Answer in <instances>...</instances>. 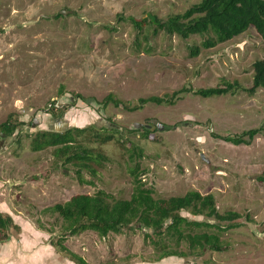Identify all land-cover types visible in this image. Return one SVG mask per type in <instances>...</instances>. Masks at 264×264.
<instances>
[{"label":"rangeland","instance_id":"374dc122","mask_svg":"<svg viewBox=\"0 0 264 264\" xmlns=\"http://www.w3.org/2000/svg\"><path fill=\"white\" fill-rule=\"evenodd\" d=\"M198 1L0 0V124H17L12 135H0V211L22 228L11 237L58 252L61 240L89 264H264V88L248 91L264 39L250 27L192 55L205 36L156 34L149 23L140 29L131 20L167 18ZM227 82L237 83L229 93H197ZM153 95L165 101L141 103ZM58 101L61 108L48 109ZM66 126L113 134L103 144L89 138L91 131L79 138L107 157L101 165L90 162L95 175L86 168L79 174L54 147L33 150L36 132ZM251 128L261 131L249 144L223 138ZM137 163L155 197L198 190L213 193L220 212L242 214L235 227L209 228L220 235L219 249L192 250L138 224L105 237L87 230L64 238L63 218L45 209L99 190L130 198ZM167 250L186 256L159 258Z\"/></svg>","mask_w":264,"mask_h":264},{"label":"trees","instance_id":"16d2710c","mask_svg":"<svg viewBox=\"0 0 264 264\" xmlns=\"http://www.w3.org/2000/svg\"><path fill=\"white\" fill-rule=\"evenodd\" d=\"M131 20L140 29L144 23H149L154 26L156 34L164 31L183 38H189L194 34L205 36L201 45H195L191 50L192 55H198L202 47H215L244 33L250 27H254L264 39V0H200L184 12L171 14L167 18L150 15L149 18L141 21L134 17H131ZM236 84L227 82L224 86L200 88L197 93L203 96L229 93ZM259 88H264V56L253 63V81L248 91L254 94ZM111 100L113 97L110 94L104 98L103 103L106 105ZM140 101L142 104L149 101L163 103L165 98L153 95L142 97ZM114 102L120 104L117 99H114ZM16 128L17 124L11 123L8 119L0 124V135L5 133L12 135ZM146 131L148 134L150 130L146 129ZM260 131L261 128H251L239 135L223 138L236 144H249ZM86 132L89 133V138L102 144L114 138L113 134L103 135L93 130V127H72L64 131L51 129L36 132L31 146L33 150L54 147L55 155L64 157V162L67 164L78 166L79 174L86 168L89 173L95 175L97 168L90 162L101 165L107 157L102 152H94L88 145L79 141ZM137 155L142 156L143 151L140 150ZM134 157L135 154H132L131 158ZM145 172L140 168L139 163L131 170L134 189L130 198L112 199L109 193L99 190L94 194H75L66 202L56 203L45 210L56 212L63 218L66 233L64 238L87 230L95 231L105 237L110 233H122L125 227L138 224L141 228H149L159 237L176 238L179 243L185 241L192 250L196 248L203 250L207 245L219 249L220 235L218 232H209V228L214 227L218 231H224L238 225L236 220L241 218L242 214L235 210L220 212L213 193L203 194L198 190H191L184 195L155 197L153 189L147 187L141 178ZM259 178L264 182V174ZM182 211L193 215H204L216 222L191 219L183 215ZM222 222L229 223L224 226ZM196 229L203 230L195 231ZM12 230L20 232L21 226L12 214L0 211V244L11 238ZM56 245L77 264H89L82 255L69 249L61 240ZM167 256L183 257L186 254L184 251L167 250L159 258Z\"/></svg>","mask_w":264,"mask_h":264},{"label":"crops","instance_id":"0c3cea01","mask_svg":"<svg viewBox=\"0 0 264 264\" xmlns=\"http://www.w3.org/2000/svg\"><path fill=\"white\" fill-rule=\"evenodd\" d=\"M35 233L41 234L40 230L38 229H35ZM0 264L77 263L68 256H64L62 252H58L52 244L43 242V245L41 244L40 246L32 247L30 242L24 238L17 239L11 237L8 241L0 244Z\"/></svg>","mask_w":264,"mask_h":264},{"label":"built area","instance_id":"2783aa9c","mask_svg":"<svg viewBox=\"0 0 264 264\" xmlns=\"http://www.w3.org/2000/svg\"><path fill=\"white\" fill-rule=\"evenodd\" d=\"M63 106V104L61 103V102H51L50 104H49V107H48V109H51V108H61Z\"/></svg>","mask_w":264,"mask_h":264},{"label":"water","instance_id":"95a60500","mask_svg":"<svg viewBox=\"0 0 264 264\" xmlns=\"http://www.w3.org/2000/svg\"><path fill=\"white\" fill-rule=\"evenodd\" d=\"M66 129H68V126H66V128H63V129H55L56 131H64V130H66ZM3 135V134H2ZM203 158H204V155L202 156Z\"/></svg>","mask_w":264,"mask_h":264},{"label":"flooded vegetation","instance_id":"af4514ba","mask_svg":"<svg viewBox=\"0 0 264 264\" xmlns=\"http://www.w3.org/2000/svg\"><path fill=\"white\" fill-rule=\"evenodd\" d=\"M2 135V134H1ZM5 136H9V135H7L6 133L4 134Z\"/></svg>","mask_w":264,"mask_h":264}]
</instances>
